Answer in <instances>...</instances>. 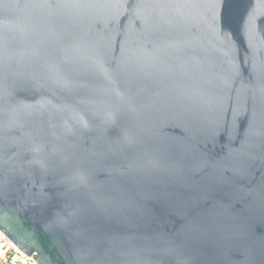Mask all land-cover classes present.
Listing matches in <instances>:
<instances>
[{"label": "water", "instance_id": "1", "mask_svg": "<svg viewBox=\"0 0 264 264\" xmlns=\"http://www.w3.org/2000/svg\"><path fill=\"white\" fill-rule=\"evenodd\" d=\"M0 229L40 264H264V0H0Z\"/></svg>", "mask_w": 264, "mask_h": 264}, {"label": "built area", "instance_id": "2", "mask_svg": "<svg viewBox=\"0 0 264 264\" xmlns=\"http://www.w3.org/2000/svg\"><path fill=\"white\" fill-rule=\"evenodd\" d=\"M0 264H40L32 255L21 250L0 229Z\"/></svg>", "mask_w": 264, "mask_h": 264}]
</instances>
